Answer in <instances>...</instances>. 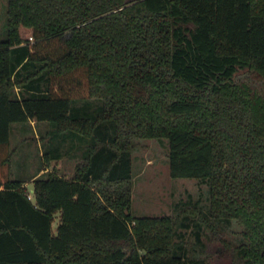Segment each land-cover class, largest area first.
<instances>
[{"label": "trees", "instance_id": "trees-1", "mask_svg": "<svg viewBox=\"0 0 264 264\" xmlns=\"http://www.w3.org/2000/svg\"><path fill=\"white\" fill-rule=\"evenodd\" d=\"M7 18L0 264H213L176 239L195 217L241 224L230 264H264V0H8ZM30 120L52 126L48 161L82 150L70 178L37 172L33 199L10 177L12 123ZM139 138L168 139L207 210L132 214Z\"/></svg>", "mask_w": 264, "mask_h": 264}, {"label": "rangeland", "instance_id": "rangeland-1", "mask_svg": "<svg viewBox=\"0 0 264 264\" xmlns=\"http://www.w3.org/2000/svg\"><path fill=\"white\" fill-rule=\"evenodd\" d=\"M8 0H0V40L7 37ZM97 102H94L95 108ZM52 126L47 121L14 122L10 136L13 150L10 166L12 177L26 182L28 193L33 194L32 176L46 165L63 175L74 174V165L82 159L81 148L67 152L70 140L62 146L63 157L58 161H48L43 155L57 144L56 139H48ZM78 145L83 142L76 140ZM133 150L132 205L135 217L177 216L182 205H197L205 211L209 206V185L198 178L173 177L170 173L169 141L166 138H139ZM50 154V152H49ZM72 154L74 156H72ZM33 199V198H32ZM196 216V215H195ZM190 227L178 226L177 240L193 256L207 258L213 264H230L231 243L241 238V224L236 221L220 222L212 220V226L195 217ZM198 221V223H197ZM59 215L55 216L53 229L56 232ZM181 234V235H180ZM199 235V236H198Z\"/></svg>", "mask_w": 264, "mask_h": 264}, {"label": "crops", "instance_id": "crops-1", "mask_svg": "<svg viewBox=\"0 0 264 264\" xmlns=\"http://www.w3.org/2000/svg\"><path fill=\"white\" fill-rule=\"evenodd\" d=\"M31 121H32V120H30V122H31ZM72 156H74V155L72 154ZM62 157H63V156H62ZM62 157L59 158V159H54V161H58V160L62 159ZM75 168H76V164L74 165V172H75ZM47 170H52V169H50L49 166L46 165L45 168L40 169V170L38 171L37 174L39 175V174H41V173H43V172H45V171H47ZM53 170H54V169H53ZM55 171H56V170H55ZM56 172H57V171H56ZM58 173H59V172H58ZM35 174H36V173H35ZM35 174H34V175L32 176V178H31L32 181H33L34 177L36 176ZM59 174L62 175V176H64V177H66V178H70V177H72L71 175H67V176H66V175H63V174H61V173H59ZM10 177L13 178V177H12V172H11V174H10ZM26 182H27V181L24 182V184H25L24 186H25V187H26Z\"/></svg>", "mask_w": 264, "mask_h": 264}, {"label": "built area", "instance_id": "built-area-1", "mask_svg": "<svg viewBox=\"0 0 264 264\" xmlns=\"http://www.w3.org/2000/svg\"><path fill=\"white\" fill-rule=\"evenodd\" d=\"M29 197H30V198H33V195H31V193H30V194H29Z\"/></svg>", "mask_w": 264, "mask_h": 264}]
</instances>
